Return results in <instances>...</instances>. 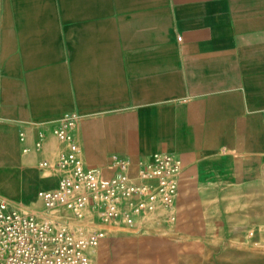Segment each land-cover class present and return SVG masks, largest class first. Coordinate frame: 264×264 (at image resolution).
<instances>
[{
    "label": "crops",
    "instance_id": "crops-1",
    "mask_svg": "<svg viewBox=\"0 0 264 264\" xmlns=\"http://www.w3.org/2000/svg\"><path fill=\"white\" fill-rule=\"evenodd\" d=\"M71 113L105 177L115 157L136 175L167 152L183 182H243L264 169V0H0V195L24 199L45 171L20 129L33 145Z\"/></svg>",
    "mask_w": 264,
    "mask_h": 264
},
{
    "label": "built area",
    "instance_id": "built-area-1",
    "mask_svg": "<svg viewBox=\"0 0 264 264\" xmlns=\"http://www.w3.org/2000/svg\"><path fill=\"white\" fill-rule=\"evenodd\" d=\"M80 121L71 113L37 125L33 145L26 127L20 129L23 153L34 154L40 169L51 170L57 182L38 192L43 206L38 213L0 196V264H91L108 228L140 231L158 216L168 225L176 222L181 159L161 153L132 175L130 160L115 157L113 174L105 177L83 159L76 133ZM49 136L63 146L54 160L46 153ZM87 228L94 230L80 231Z\"/></svg>",
    "mask_w": 264,
    "mask_h": 264
},
{
    "label": "rangeland",
    "instance_id": "rangeland-1",
    "mask_svg": "<svg viewBox=\"0 0 264 264\" xmlns=\"http://www.w3.org/2000/svg\"><path fill=\"white\" fill-rule=\"evenodd\" d=\"M50 152L54 160L57 142ZM29 157L37 172L40 167ZM52 175L45 170L32 189L25 177L24 199L0 196L38 213L43 210L38 192L49 187ZM182 176L183 172L174 224L158 216L140 231L108 228V235L92 253L91 264H264V169L239 183L201 184L193 175L183 182Z\"/></svg>",
    "mask_w": 264,
    "mask_h": 264
}]
</instances>
